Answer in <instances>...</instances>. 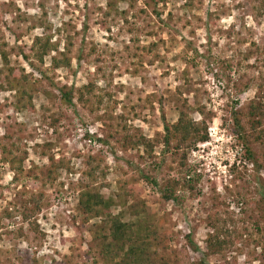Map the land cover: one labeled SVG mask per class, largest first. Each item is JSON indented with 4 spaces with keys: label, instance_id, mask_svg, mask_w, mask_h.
<instances>
[{
    "label": "rangeland",
    "instance_id": "1",
    "mask_svg": "<svg viewBox=\"0 0 264 264\" xmlns=\"http://www.w3.org/2000/svg\"><path fill=\"white\" fill-rule=\"evenodd\" d=\"M118 1L126 14L107 19V0H0V36L12 52L43 35L37 24L44 12L53 41L63 50L69 37L74 46L72 71L52 70L47 58L39 67L45 76L13 54L12 61L32 73L33 80L42 79L34 112H16L13 94L0 89V142L13 151L8 161L0 157V264H101L91 233L99 220L84 224L78 211L89 158L107 168L106 178L96 184L105 197L117 193L120 182L134 188L133 197L115 205L113 214L123 212L127 220L139 217L155 226L168 252H176L181 262H199L213 217L229 220L231 231L247 227L255 233L256 224L264 227L257 210L264 196V168L242 158L232 115L236 100L242 124L250 128V105L264 98L261 0H171L158 6L159 16L150 0ZM161 40L166 45L147 49ZM89 82L111 109L83 107L77 98L73 105L62 101L60 89ZM188 108L203 111L192 117L207 119L209 142L196 145L186 159L183 151L168 153L163 145L147 158L142 148L124 150L86 139V134L102 138L111 133L105 123L116 128L120 114L133 133L162 138L164 119L174 124ZM263 143L251 147L261 162ZM43 154L66 157L74 170L44 186L38 178L50 162ZM13 157L24 158V175L16 182ZM145 176L155 178L158 186L153 188ZM37 191L45 194L38 234L13 210ZM167 192L173 194L169 201ZM6 211L14 217L5 219ZM187 236L199 252L190 248ZM207 263L264 264V247L245 234L225 255L210 256Z\"/></svg>",
    "mask_w": 264,
    "mask_h": 264
},
{
    "label": "trees",
    "instance_id": "2",
    "mask_svg": "<svg viewBox=\"0 0 264 264\" xmlns=\"http://www.w3.org/2000/svg\"><path fill=\"white\" fill-rule=\"evenodd\" d=\"M150 1L154 4L153 12L159 16L158 6H165L171 0ZM118 2V0H107L104 12L107 19H115L126 14V12L119 11ZM257 12L264 17V0L260 1ZM46 20L47 14L44 12L43 17L37 24L43 30V35L35 37L31 46H22L17 51L12 52V50H9V45L4 37L0 36V78H3L0 89L13 94L14 110L16 112L32 113L35 111L34 99L41 89L42 79L40 81L33 80L34 75L32 73H27L25 68L21 67L18 62H13L12 56L14 53L17 52L18 59L21 58L42 76H45V74L41 72L39 67L46 64L47 58H50L52 70L63 69L70 72L73 68L74 46L70 42L71 38H67V44L61 50L60 42L53 41V36L50 34L52 26ZM126 23L128 22L126 21ZM160 44L166 45L165 41L161 40L159 43L150 45L147 49L153 52ZM54 53L56 55L52 56ZM60 93L61 99L66 105H73L74 99L77 98L78 104L83 107L94 105L97 110L101 107L107 110L111 109V106L107 104L109 101L105 102V97L97 94L96 85L93 82H89V84L79 89L68 90L62 88ZM233 103L235 105L232 114L233 126L235 127V134L243 144L244 156L242 158L257 167L258 170L263 169L264 152L262 153L263 162H261L257 160L251 147L255 142H263L264 139V130H262L264 98L260 103L252 102L250 105L247 118L250 120V128L248 129H251L252 133H249L247 127L242 124L240 118L242 114L236 109L239 102L235 100ZM194 112L204 115L201 109L188 108V110L183 109L180 111L178 120L174 124H169L163 118L165 124L162 138L150 140L139 132L133 133L127 125L128 118L126 115L120 114L116 117V128H113L112 124L105 123L106 126L110 127L111 133L104 135L102 138L86 134V139L89 138L100 145L108 147L113 143L116 147L124 150L142 148L147 158H152L158 145H163L164 150L168 153L183 151V157L186 159L196 145L209 142L207 119L204 117L200 122H197L192 117ZM105 116L109 120L113 119L108 113ZM46 148L49 150L50 145H47ZM0 149L3 154V156H0L3 157L1 161H6L8 159L6 158L7 155L13 156V151L1 142ZM43 155L47 156L50 162L46 172L38 178L44 186L48 183H56L63 173L70 174L74 170L71 160L66 157L56 159L53 155ZM9 161L13 165L14 181H20L24 175V158L17 159L13 157ZM85 165L86 170L83 175L87 184H84L78 190V211L84 224H88L92 220H99L98 224L92 226L91 233L93 242L99 249L98 259L101 264H190L189 261L185 262L186 260L181 262L176 252H168V248L155 226L141 223L139 217L127 220L123 212L117 215L113 214L112 208L115 205L119 203L125 205L128 199L134 195V188L128 182H120L119 191L112 197H105L96 188V184L106 178L107 168L102 166V162L93 158H89ZM144 178L153 188L158 186L155 178L149 176ZM172 195L169 192L164 193L165 200H171ZM44 207L45 194L42 191H37L30 193L27 199L18 208L14 207L13 210L21 218L23 224H27L32 231L38 234L40 231L37 218ZM257 210L264 221V196L261 198ZM13 217L11 211L5 212V219H12ZM211 220L209 222L211 232H209L206 239V252L202 254L199 262L191 264H208V257L225 255L245 234H249L251 243L264 247V227L262 224H256L255 233L249 232L247 227L243 228V232H238L237 229L232 231L228 229L229 220H226V218L216 216ZM230 224H235V222L230 220ZM187 239L190 248L194 252H199L191 237L187 236Z\"/></svg>",
    "mask_w": 264,
    "mask_h": 264
}]
</instances>
